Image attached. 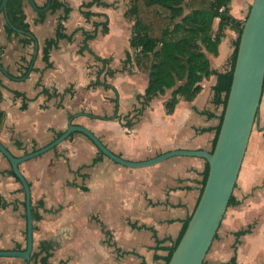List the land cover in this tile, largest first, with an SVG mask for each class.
<instances>
[{
    "label": "crops",
    "instance_id": "obj_1",
    "mask_svg": "<svg viewBox=\"0 0 264 264\" xmlns=\"http://www.w3.org/2000/svg\"><path fill=\"white\" fill-rule=\"evenodd\" d=\"M34 1L44 6L45 0ZM63 1L72 8L63 21L64 32L79 29L70 40L60 38L50 48L49 65L42 59V48L55 35L63 8L48 9L39 19V11L25 0L26 22L38 43L35 57L34 43L23 42L27 34L8 37L0 14V142L21 156L52 141L71 122L87 127L110 150L131 161L176 149L210 151L223 110L222 95L215 90L217 76L204 77L193 99L179 96L171 113L164 103L172 89L142 109L139 95L145 92L148 72L138 67V50L129 45L130 0H100L106 6L82 7L104 14L88 20L79 7L92 0ZM251 2L231 0L230 15L243 23ZM106 20L108 31L103 34L98 26L87 42L89 49L80 50L81 29L93 31V22ZM218 22L215 17L213 33ZM236 39V30L225 25L217 54L207 53L211 68H228ZM94 55L109 61L103 64ZM98 75L110 86L90 85ZM43 88L58 94L48 96ZM205 166L203 157L188 154L125 166L101 155L88 137L74 131L52 149L19 164L30 186L32 251L40 241L49 243L48 264H165L197 205ZM10 168L0 153V249L22 250L25 195ZM232 194L235 202L228 205L204 261L217 264L235 256L234 264H264V87ZM27 261L0 256V264Z\"/></svg>",
    "mask_w": 264,
    "mask_h": 264
},
{
    "label": "trees",
    "instance_id": "obj_2",
    "mask_svg": "<svg viewBox=\"0 0 264 264\" xmlns=\"http://www.w3.org/2000/svg\"><path fill=\"white\" fill-rule=\"evenodd\" d=\"M230 1L231 0H130V5L126 10V15L133 19L129 45L138 50L136 55L138 67L148 72V83L145 92L139 95L142 109L148 105L153 97L164 94L167 89H172L170 97L167 98L164 103L166 112L171 113L179 100V96H182L186 100L193 99L198 92H200L202 88L200 82L204 77L210 74H215L217 76L215 90L218 97H220V94L222 95L220 102L223 106V110L220 115L219 124L215 128V136L210 151L213 150L222 121L232 79L239 35L243 24L230 15L228 7ZM46 2L47 0H45L44 5ZM94 3L106 6V3L100 0H92L80 5L79 10L86 20L92 15H104L92 12L88 9H82V7L89 8ZM24 4L25 0H7L5 7L7 21L4 24V30L8 37L19 34V31H22L24 34H26L25 32H29L31 35H25L23 42L34 43L36 38L29 31V25L26 22V15L23 9ZM59 8H63L64 14L58 21L55 35L48 38L42 48V59L47 65L50 64V48L53 47L60 38H67L70 40L74 32L79 29L76 28L69 35L64 32L65 27L63 21L67 18L72 8L63 0H51L49 10L55 11ZM44 15V12H39V19H43ZM215 17L219 18V22L217 31L213 33L212 22ZM225 25H230L236 30L237 39L229 59L228 68L224 72H220L210 67L207 53L217 54V45L220 41L222 28ZM93 26V31L81 29L84 35L82 47H80L82 51L84 49H89L87 42L96 36L98 26H101V32L103 34L108 31L107 20L104 22H93ZM94 56L103 64L109 61L108 58H102L98 55ZM126 57L130 58L128 51L126 52ZM98 84L104 87L110 86L102 82L99 79V75L90 85L94 86ZM42 91L48 96L58 94L56 90L49 92L48 89L43 88ZM70 93L73 94V91H70ZM126 124L127 126H131L132 121L128 119L126 120ZM98 152L103 155L101 151L98 150ZM97 160L98 159L95 158L94 162ZM9 172L14 175L11 168ZM207 174L208 163L206 161L199 197L203 190ZM234 202L235 198L233 194H231L228 205ZM188 220L185 222L179 238L169 249L165 264L169 261L174 248L179 242ZM248 230L249 227L238 230L234 234L239 236ZM50 255L51 246L49 243L40 241L38 247L32 251L30 259L27 262L28 264H48ZM234 263L235 256H232L228 261L219 262L217 264ZM202 264L207 263L203 260Z\"/></svg>",
    "mask_w": 264,
    "mask_h": 264
},
{
    "label": "water",
    "instance_id": "obj_3",
    "mask_svg": "<svg viewBox=\"0 0 264 264\" xmlns=\"http://www.w3.org/2000/svg\"><path fill=\"white\" fill-rule=\"evenodd\" d=\"M39 12L49 9L51 0L38 7L28 0ZM7 0L0 1V14L5 16ZM22 32V31H19ZM31 35L29 32H25ZM34 57L38 43L34 41ZM264 87V0H252L243 21L231 84L223 112L217 139L212 151L204 149H176L167 151L144 161H131L110 150L87 127L69 123L67 128L52 141L21 156L13 155L1 142L0 153L8 160L15 176L22 184L25 195L26 247L22 250L0 249V256L30 259L33 249V218L30 186L19 164L52 149L74 131L84 134L105 156L129 167L149 165L173 154H188L203 157L208 163V174L203 190L187 226L174 248L167 264H202L210 248L221 220L228 207L229 198L236 184L241 163L246 151L254 120Z\"/></svg>",
    "mask_w": 264,
    "mask_h": 264
},
{
    "label": "rangeland",
    "instance_id": "obj_4",
    "mask_svg": "<svg viewBox=\"0 0 264 264\" xmlns=\"http://www.w3.org/2000/svg\"><path fill=\"white\" fill-rule=\"evenodd\" d=\"M127 4H128V2H127Z\"/></svg>",
    "mask_w": 264,
    "mask_h": 264
}]
</instances>
